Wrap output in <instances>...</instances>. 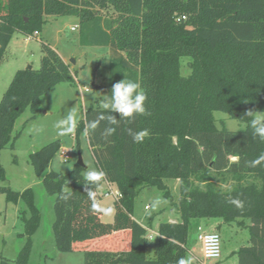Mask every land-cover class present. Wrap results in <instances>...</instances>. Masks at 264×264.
<instances>
[{
  "label": "trees",
  "instance_id": "obj_1",
  "mask_svg": "<svg viewBox=\"0 0 264 264\" xmlns=\"http://www.w3.org/2000/svg\"><path fill=\"white\" fill-rule=\"evenodd\" d=\"M65 15L78 18L81 45L109 47L107 95L125 76L137 80L147 92L151 115L121 120L107 141L100 135L103 122L87 137L97 168L121 193L110 222L91 211L83 185L85 165L75 162L68 172L50 168L62 148L60 139L30 153L35 174L55 196L57 249L83 251L84 264H176L189 253L191 227L201 219H216L248 230L249 244L238 248V264H264V164L251 168L246 163L264 153V142L252 135L250 118L244 116L249 108L264 111V0H0V64L16 31L30 36L43 29L47 16ZM41 49L40 68L18 69L0 100V181L6 179L1 151L20 135H13L17 118L27 108L34 118L44 95L59 83L75 81L54 46L42 41ZM183 58L187 75L181 71ZM101 111L96 99L84 117L90 121ZM216 111L245 127H218ZM83 128L81 120L75 133L79 152ZM129 128L148 129L150 138L136 143ZM232 156L239 161L232 163ZM215 174L229 178L231 186L218 188ZM169 178L179 180V220L159 224L151 256L147 228L133 215L135 199L144 187L155 186L172 200ZM62 186L73 192L68 202L59 199ZM0 193L7 202L22 200L29 212H21L23 246L15 259L0 254V264H28L32 236L41 224L34 190L0 185ZM229 196L245 201L243 211L228 203ZM120 231L113 246L91 245Z\"/></svg>",
  "mask_w": 264,
  "mask_h": 264
},
{
  "label": "rangeland",
  "instance_id": "obj_2",
  "mask_svg": "<svg viewBox=\"0 0 264 264\" xmlns=\"http://www.w3.org/2000/svg\"><path fill=\"white\" fill-rule=\"evenodd\" d=\"M108 12V11H107ZM78 18L73 15L47 16V22L37 36H27L16 31L6 49L4 58L0 64V100L11 82L15 72L20 68L32 66L39 69L41 64V43H50L70 64L75 77L73 83L62 82L54 86L41 98L40 110L34 118L27 108L16 120L13 135H20L14 140L13 146L9 144L1 151V161L6 170V179L0 181V185L8 186L12 190L22 191L32 187L35 194V203L41 211V224L32 236V252L28 264H84L83 251L76 249L71 252H61L55 244L52 224L55 218V196L45 190L41 178L35 172L29 161L31 152L36 151L44 144L60 139L62 148L53 159L50 168L68 172L78 159L75 134L69 137L57 135L52 127L53 123L66 115L69 108L76 106L84 116L85 111L96 104V99L101 101L108 94L106 76L109 71V47L107 46H84L81 45L79 29L72 30ZM181 71L187 75L190 69L187 59H182ZM93 84L99 86L93 89ZM89 88L86 90L85 88ZM216 124L218 127L225 125L230 130L243 129L245 124L229 114L216 111ZM43 123L46 130L40 133H29L33 124ZM81 154L86 166L85 173L90 168H97L92 152L89 148L87 137L80 135ZM66 150L69 159H65L62 151ZM70 166V167H69ZM98 169V168H97ZM214 181L218 188L227 189L232 182L229 178H223L222 174H215ZM172 200L164 195V191L155 187L147 186L142 189L135 199L134 217L147 228L149 249L153 252L159 236L158 228L161 222L179 218L175 211L176 202L179 199V180L169 178L166 180ZM111 187L119 192L115 184L104 182L98 189L102 201L108 205H114V196H106L104 193ZM156 198L166 200L157 211L148 215L146 205L150 206ZM29 215L25 203L20 200L17 204L7 202L6 195L0 193V254L15 259L24 244V222L22 211ZM112 217H102L103 221L110 222ZM196 227L190 229V235L194 236ZM213 230L220 232L222 237V257L220 260H209V264H223L227 259L233 261V250L241 245H246L249 237L248 230L238 223L225 224L222 228L215 226ZM157 247V246H156Z\"/></svg>",
  "mask_w": 264,
  "mask_h": 264
},
{
  "label": "clouds",
  "instance_id": "obj_3",
  "mask_svg": "<svg viewBox=\"0 0 264 264\" xmlns=\"http://www.w3.org/2000/svg\"><path fill=\"white\" fill-rule=\"evenodd\" d=\"M148 99L147 92L142 88L140 82L133 79L125 78L114 83L110 92V95H104L100 101L101 113L98 114L92 120H86V118L80 113L76 106L68 109L66 115L56 120L52 127L56 130L57 135L61 137L73 136L81 120H84L83 135L88 137L98 131L102 122L105 124L103 130L100 132L101 137L104 140H108L113 136L121 120L134 119L137 115H151V112L146 107V101ZM107 112L109 114L105 115ZM119 115L118 116L116 115ZM244 116L250 118L249 127L254 137H258L261 142H264V111L249 108L245 112ZM46 130V125L43 123L33 124L29 133H40ZM247 131V129H244ZM129 135L132 136L136 143H142L146 138H150V131L143 129L139 131H133L128 129ZM232 163L239 161V156L230 157ZM247 166L255 168L264 164V153L259 154L255 159L247 161ZM70 167V166H69ZM107 179V173L103 169L90 168L84 175L85 183L84 191L88 195V199L91 201V211L94 214H99L101 217H112L116 214V208L114 205L105 204L98 195L97 189H99L103 182ZM73 198V192L70 187L62 186L59 199L64 202H68ZM228 203L234 205L237 209L243 211L245 207V201L239 196L227 198ZM166 200L156 198L153 200L149 207H146L145 211L148 215H151L153 211H157L163 204H166ZM211 239L218 241V237H211ZM171 242V241H169ZM218 251L215 255H218ZM207 255H213V253H207ZM176 264H197V257L189 252L187 255L180 257Z\"/></svg>",
  "mask_w": 264,
  "mask_h": 264
},
{
  "label": "built area",
  "instance_id": "obj_4",
  "mask_svg": "<svg viewBox=\"0 0 264 264\" xmlns=\"http://www.w3.org/2000/svg\"><path fill=\"white\" fill-rule=\"evenodd\" d=\"M182 18H185L183 16ZM180 20V18H178ZM78 28L77 26H72V30H76ZM39 34V31H35L33 36H37ZM32 36V35H30ZM86 90H89V88H85ZM62 155L65 159H69V154L66 150L62 151ZM106 196L113 195L115 199L121 198L120 192H115L113 188L109 187L106 192L104 193ZM146 207H149L146 205ZM218 237V241L211 239V237ZM150 239L153 238V235L151 234L149 236ZM197 239L200 242L201 246V255L198 256L194 253L192 249H189V252H191L193 255L197 257L198 264H209V260H219L222 257V237L221 234L216 230H203L199 227V232L197 234ZM218 251V255H215V253ZM207 253H213V255H207Z\"/></svg>",
  "mask_w": 264,
  "mask_h": 264
},
{
  "label": "crops",
  "instance_id": "obj_5",
  "mask_svg": "<svg viewBox=\"0 0 264 264\" xmlns=\"http://www.w3.org/2000/svg\"><path fill=\"white\" fill-rule=\"evenodd\" d=\"M78 23H79V20H77V22H76V24L74 25V26H77L78 25ZM78 29V28H77ZM76 29V30H77ZM40 33V32H39ZM60 53V52H59ZM63 57V56H62ZM64 58V57H63ZM65 59V58H64ZM66 60V59H65ZM67 61V60H66ZM96 85V84H95ZM96 88H97V85H96ZM175 211L178 213V211H177V209H175ZM178 216H179V214H178ZM177 220H179V218H174V219H172V220H169V221H177ZM225 224L224 223H222V221L221 220H208V219H201L198 223H197V225H196V229H195V231H196V233H195V235L194 236H191V238H190V245H189V247H190V249H192L193 251H194V253L196 254V255H198V256H200L201 255V246H200V242L198 241V239H197V234H198V232H199V227L201 228V229H203V230H213L214 228H215V226H218V228H219V230H220V228H222L223 226H224ZM39 229V228H38ZM37 229V230H38ZM37 233V232H36ZM35 233V234H36ZM124 233V231H120V232H116V233H114V234H112V235H109V236H106V237H104V238H102V239H99V240H93L92 242H91V245H98V244H100V245H103V246H105V247H110V246H113V245H115L116 243H118L119 241H118V238L117 237H119V236H121L122 234ZM34 234V235H35ZM153 235V238H154V234H152ZM152 238V239H153ZM245 244H249V237L248 238H246V243ZM157 245H155V249L153 250V252H150V249H148L149 250V254L151 255V256H154L155 254H156V250H157V247H156ZM150 247V246H149ZM238 248L239 247H237V249H234L233 250V261H229V260H225L224 262H223V264H238V255H237V250H238ZM220 260V259H219ZM197 264H198V262H197Z\"/></svg>",
  "mask_w": 264,
  "mask_h": 264
},
{
  "label": "water",
  "instance_id": "obj_6",
  "mask_svg": "<svg viewBox=\"0 0 264 264\" xmlns=\"http://www.w3.org/2000/svg\"><path fill=\"white\" fill-rule=\"evenodd\" d=\"M29 67H31V66H29ZM92 88L95 89V88H96V85L93 84ZM76 162H77L78 164H80V165H85L84 162H83V158H82V154H81V152L78 153V159H77Z\"/></svg>",
  "mask_w": 264,
  "mask_h": 264
}]
</instances>
